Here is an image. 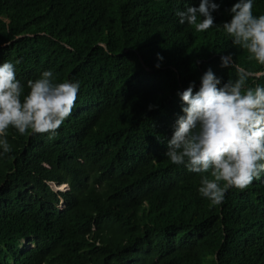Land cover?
Masks as SVG:
<instances>
[{
	"label": "trees",
	"instance_id": "trees-1",
	"mask_svg": "<svg viewBox=\"0 0 264 264\" xmlns=\"http://www.w3.org/2000/svg\"><path fill=\"white\" fill-rule=\"evenodd\" d=\"M212 2L218 27L197 33L176 13L201 0H0V64L23 95L45 71L80 85L54 138L8 130L0 264H264V173L212 205L201 176L165 156L178 93L198 91L208 69L221 86L236 66L264 86V65L219 27L238 0Z\"/></svg>",
	"mask_w": 264,
	"mask_h": 264
},
{
	"label": "clouds",
	"instance_id": "clouds-1",
	"mask_svg": "<svg viewBox=\"0 0 264 264\" xmlns=\"http://www.w3.org/2000/svg\"><path fill=\"white\" fill-rule=\"evenodd\" d=\"M253 7V0H238L230 10L231 21L219 27L234 47L246 50L251 59L264 65V15H254ZM218 10L212 0H201L198 8L189 6L176 15L180 25L202 33L218 27L212 15ZM158 59L163 57L158 55ZM221 61L222 67L235 66L231 55L222 56ZM236 67L237 78L223 86L208 69L198 91L194 93L193 82L178 93L186 106L165 152L172 164L184 165L201 176L198 191L212 205L222 203L228 190L242 191L264 173V86H246L248 73ZM54 79L52 71H45L35 81H28L30 91L23 95L15 66L0 64V148L4 153L11 151L6 139L10 128L20 135L31 132L52 139L71 115L80 85L55 83ZM56 189L65 191L68 186Z\"/></svg>",
	"mask_w": 264,
	"mask_h": 264
},
{
	"label": "rangeland",
	"instance_id": "rangeland-1",
	"mask_svg": "<svg viewBox=\"0 0 264 264\" xmlns=\"http://www.w3.org/2000/svg\"><path fill=\"white\" fill-rule=\"evenodd\" d=\"M51 186L53 187L54 190H57V189H56L57 187H56L55 185H51ZM62 206H63V204L61 203V204H60V207H62ZM29 247H30V248H33L34 246H33V245H30Z\"/></svg>",
	"mask_w": 264,
	"mask_h": 264
},
{
	"label": "bare ground",
	"instance_id": "bare-ground-1",
	"mask_svg": "<svg viewBox=\"0 0 264 264\" xmlns=\"http://www.w3.org/2000/svg\"><path fill=\"white\" fill-rule=\"evenodd\" d=\"M63 187V186H62ZM59 188H61V187H59Z\"/></svg>",
	"mask_w": 264,
	"mask_h": 264
}]
</instances>
